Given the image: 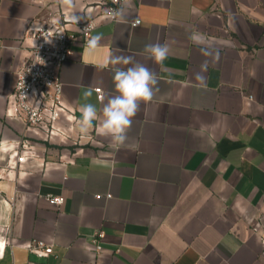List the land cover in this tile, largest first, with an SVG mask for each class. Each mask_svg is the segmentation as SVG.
I'll list each match as a JSON object with an SVG mask.
<instances>
[{"label":"crops","instance_id":"obj_1","mask_svg":"<svg viewBox=\"0 0 264 264\" xmlns=\"http://www.w3.org/2000/svg\"><path fill=\"white\" fill-rule=\"evenodd\" d=\"M74 4L0 0V264H264V0H131L123 22L99 17L98 0ZM89 17L102 40L78 42L61 69L68 113L53 133L26 126L10 109L31 30L76 33ZM150 43L167 44L162 65ZM117 55L158 77L122 145L101 112L118 94ZM85 103L98 111L86 134ZM23 148L33 154L19 162ZM36 240L53 254L29 253Z\"/></svg>","mask_w":264,"mask_h":264},{"label":"built area","instance_id":"obj_2","mask_svg":"<svg viewBox=\"0 0 264 264\" xmlns=\"http://www.w3.org/2000/svg\"><path fill=\"white\" fill-rule=\"evenodd\" d=\"M97 6L101 9L99 17L106 21H117L113 18L112 10L119 7L117 0H98ZM137 21L134 25H138ZM98 25L97 18L89 17L78 25L76 33L68 32L65 26L50 24L33 28L30 38L33 45L29 50V57L16 73V85L12 95L11 114L21 119L26 126L38 128L49 133L56 130V124L67 114L64 106L63 83L61 69L74 53V46L81 42L87 47V41L94 36ZM99 100L104 97L101 88L95 90ZM25 147V146H22ZM19 162L26 159L31 150L21 149ZM48 201L55 206H61L64 198L48 196ZM104 237L99 232L94 238L97 252L102 251L100 244ZM29 253L39 259L53 254V247L45 242L36 240L28 248Z\"/></svg>","mask_w":264,"mask_h":264},{"label":"clouds","instance_id":"obj_3","mask_svg":"<svg viewBox=\"0 0 264 264\" xmlns=\"http://www.w3.org/2000/svg\"><path fill=\"white\" fill-rule=\"evenodd\" d=\"M119 7L112 10L113 18L119 22L127 19L129 10L132 8L131 0H117ZM57 3L65 8L71 9L75 6L74 0H57ZM72 19L76 22V18ZM194 42H199L202 37L194 34L190 37ZM102 35L97 34L87 41V49L95 51L100 46ZM147 58L156 64L162 65L167 59L169 48L167 44H147L144 47ZM108 63L112 66L113 81L117 95L111 96L102 107V129L104 136L110 138L113 144L122 145L127 140V132L132 126L133 117L137 114L141 102H149L153 99L158 84L155 72L144 64L134 61L132 56H112ZM125 65L126 67H120ZM206 65H202L205 68ZM93 94L89 87L84 92L87 100ZM81 117L77 123L82 133H87L93 128V122L98 118V111L94 104L85 103L80 109Z\"/></svg>","mask_w":264,"mask_h":264}]
</instances>
